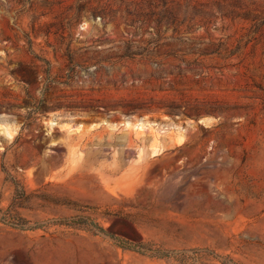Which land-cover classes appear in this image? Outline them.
Segmentation results:
<instances>
[{
  "label": "rangeland",
  "instance_id": "obj_1",
  "mask_svg": "<svg viewBox=\"0 0 264 264\" xmlns=\"http://www.w3.org/2000/svg\"><path fill=\"white\" fill-rule=\"evenodd\" d=\"M0 264H264V0H0Z\"/></svg>",
  "mask_w": 264,
  "mask_h": 264
},
{
  "label": "trees",
  "instance_id": "obj_2",
  "mask_svg": "<svg viewBox=\"0 0 264 264\" xmlns=\"http://www.w3.org/2000/svg\"><path fill=\"white\" fill-rule=\"evenodd\" d=\"M192 10H193L192 13H194V14L201 13V8H198V7H196V6H193ZM173 13H174V12H171L170 15H174ZM97 229H98L99 231L103 232V233H107L106 230H105L102 226H97ZM118 241H119L120 243H123V242H121V240H119V239H118Z\"/></svg>",
  "mask_w": 264,
  "mask_h": 264
}]
</instances>
